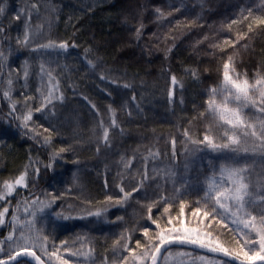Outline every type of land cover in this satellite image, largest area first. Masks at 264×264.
I'll return each instance as SVG.
<instances>
[{
	"label": "rangeland",
	"instance_id": "rangeland-1",
	"mask_svg": "<svg viewBox=\"0 0 264 264\" xmlns=\"http://www.w3.org/2000/svg\"><path fill=\"white\" fill-rule=\"evenodd\" d=\"M106 1L107 0H49L40 7L39 12H29L31 15V36L28 45L24 46L17 43V38L22 40L25 35L24 16L22 15L20 20L15 19L17 12L20 11L19 0H0V6L7 3L6 14L0 17V26L3 28L4 26H8L6 17L11 18L10 28H12L8 32L5 49L6 55L9 49H11V55L6 62L3 61V64L8 72H12L11 79L14 82L12 85V97L14 102L17 103V113L21 115L28 109H32L33 121L30 122V127L36 128L38 132H43L44 128H49L50 130L54 129L57 142L53 143L52 140L50 145L44 144L49 149V154H51L54 149L58 150L61 147L68 148L71 145L70 150L63 153L62 158L57 160L55 172H53L49 186L40 194L41 200L45 199V193L56 191L57 194H62V199L57 201L59 206L56 207V211H60L61 208H63L66 214L70 211L73 215L82 214L86 211H94L102 207L101 202L105 201L106 196L112 195L116 197L122 195L119 193V187L117 186L121 180L128 190H130L133 185H138L141 179L138 173L141 172L144 167L142 163L143 158L149 157L146 163L150 179L146 180V187L140 192L135 193L134 198L129 200L126 207H113L106 214V217H88L84 220L75 219L70 221H55L50 218L47 223L38 214L36 227L49 236L50 250L52 241H54L56 247L59 248L61 241L64 240L69 242V246L72 247L73 250L80 249L82 252L87 251L89 244L94 249L91 259H86L83 256L69 257L68 254L61 249L60 254L70 259L71 264H93V261L94 264H104L105 256L108 257L109 264H113V262L119 264L118 258L113 256L112 246L113 241L118 238L120 233L132 230L133 239L130 247H135L136 239H141L143 243L142 232L144 227L149 228L153 233L157 231L155 225L147 219V209L143 207L146 204L152 203L153 200L161 201V206L159 208H154L152 213L153 218L159 219L161 224L165 222L166 216L168 215L165 214V217L161 218L163 207L167 206L163 204V197H168L173 204L170 209L171 216H180V219L189 224V226H195L197 220L200 219L194 218L192 215L196 207H203L202 200L204 194L199 200L201 202L199 205L197 203L192 205L185 204L184 213L181 215L179 212V204L174 202L173 182L171 179L166 178L165 175V171L171 168L174 163L172 160V140L175 139L176 141V160L182 165L185 147H192L190 144H186V138L184 136L185 130H187L193 138H202L207 127L205 119H202L201 122L204 123L198 127L196 126L193 128L191 123L184 126L182 119L187 112L188 103L185 98L188 94L184 93L185 87L183 84L180 82L177 83L175 95L173 97L170 95L172 92V85L166 90L136 81L133 77L123 74L116 69L105 67L101 60L96 58L92 52L87 54V59L97 64L95 70H91L87 65L85 52H79L76 47H70L67 51L55 47L51 49H42L35 53L30 51L31 48H36L41 44H47L49 41L55 44L60 43V41L51 37L50 27L54 24V21H56V16L59 14L62 5H68L75 10L84 12ZM161 1L166 4L167 0ZM182 1L183 0H176L174 4L177 9H179L178 13L180 16L189 9ZM186 1L190 6L193 5L191 0ZM211 2L212 5L216 3L215 0ZM220 2L225 6H228L231 2L235 6L236 2L238 3L239 0H220ZM239 6L242 8L236 6L231 16L237 12H240V14L246 12L245 3L241 2ZM248 7H250L247 11L249 13V11H252V6ZM222 10L225 9H221V11ZM186 18V15H182L179 20L175 21L174 25H181L183 23L191 25L195 23L192 22L195 19L190 17L191 20H189V18ZM226 18L227 15L225 19ZM203 20L205 21L207 18L203 17ZM41 25L42 27H40ZM25 60H27L30 65L27 88L22 87L24 84L23 65ZM41 61L44 62L46 69L51 70L53 77L59 80L56 95L63 92L65 97L63 103L55 101V117L49 114V109H51L52 105H49V108L45 109L43 112L35 111L36 108L41 107V97L38 91L40 87L38 73ZM17 69H20L19 75H17ZM101 74L106 75L108 79L101 80ZM260 76H264V74ZM6 79H9L8 73ZM47 79L48 77L45 76V85L47 84ZM250 82L254 83L255 81ZM125 83L131 85V87L124 88L123 85ZM109 93H111V95H109ZM26 96L34 97V99L26 101ZM84 97H87V100L84 99ZM133 97H135V99H133ZM89 101H91V104L96 105L99 112L91 107ZM165 102L173 104L174 108L180 114L178 115V121L180 123L178 129L181 136H175L174 138L167 137L165 140L163 138L161 142L160 137H151L145 134L141 129L142 125L149 124V120L146 119L148 116L144 111L149 110L148 114H151L155 118L156 114L154 113L157 112ZM109 105L116 110L117 124L122 127L124 131L123 134H121L118 128H113L110 134L112 147L105 148L101 144V151L97 153L96 141L98 137L95 132L101 119L104 121L105 125L110 122L111 112L109 111ZM129 112L131 115H129ZM247 115L253 118H260V113L257 111L256 107H249L247 109ZM160 120H162V118ZM169 122L170 119L168 118L157 124L167 126L166 124ZM44 135H47V133H44ZM39 137L43 138V136H37V138ZM201 147H203V145H201ZM157 152L159 155H153ZM133 155L136 156V159L133 161L130 174L117 177L118 171L121 173L124 172L123 165L120 163L121 156L130 160ZM200 156L205 165L204 171L208 175H211V172L207 168V161L209 159H211L213 164L217 167L226 162L224 158L220 157V154L213 153L210 149H206ZM74 160H78L79 164L73 163ZM247 162L254 163L257 170H259L262 163L258 155L255 157L250 156ZM217 175H219L218 172ZM74 176L76 177V182L73 180ZM106 180L108 181L107 186L105 185ZM176 187L178 188L179 184H177ZM68 189H71V191H68ZM0 190H3V184L0 185ZM15 194L8 197L7 201H0V210H2L3 207H9V212L5 217V223L0 225V240H4L12 231L13 215H18L22 220L24 219L22 217L23 214L21 215L20 213L23 212L25 201H19L15 205L14 202L18 199V196H15ZM89 201L91 203H89ZM18 204L20 205L19 212H17L16 208ZM68 205H72V208L69 209ZM117 216H123V221L115 223L108 222L116 221ZM177 226H179V224H177ZM2 232H4L5 235H2ZM233 235L232 232L224 229L220 238L225 241L228 246L235 247ZM78 237L80 239H77ZM81 242L84 243L83 248H81ZM169 251H171L173 255L167 258V264H192L193 260L196 261V264H200L199 257L201 256H206L209 259H220L181 248L170 249ZM167 253L168 251L163 256L167 257ZM181 253H187L188 255H181ZM7 254L8 245L6 243L4 245V251L0 252V259H6ZM45 259L47 258L45 257ZM52 264H56L54 258ZM160 264H165V261H160ZM228 264L232 263L228 262Z\"/></svg>",
	"mask_w": 264,
	"mask_h": 264
},
{
	"label": "snow or ice",
	"instance_id": "snow-or-ice-1",
	"mask_svg": "<svg viewBox=\"0 0 264 264\" xmlns=\"http://www.w3.org/2000/svg\"><path fill=\"white\" fill-rule=\"evenodd\" d=\"M39 7L37 4L31 5V8L37 11ZM6 10L7 3H4L0 6V17L6 14ZM156 12L159 17L164 16V12L161 9L157 8ZM22 15L25 18V35L22 40L17 38V43L27 46L31 36V15L27 8H23L17 12L15 19L20 20ZM249 16H251V13H249ZM255 23L257 25H264V16L256 17ZM142 31L143 24L141 23L140 27L136 29L137 38H140ZM252 31L253 28L250 24L249 32L251 33ZM5 32L6 30L0 26V48H2L3 41L8 39ZM247 39V35L237 36L235 42L225 41L224 43L230 44L235 52L236 44L241 40ZM54 47L67 51L70 47L75 48L77 45L70 44L68 41H63L59 44L49 41L47 44L31 48L30 51L35 53L42 49ZM214 47L219 46L214 45ZM242 47H247V45H242ZM168 51L170 52L171 49ZM221 51L225 52L226 50L221 49ZM89 52H91L90 47L85 49V60L89 68L95 70L97 64L87 59ZM10 55L11 49H9L7 55L3 50H0V61L6 62ZM16 72L19 75L20 69H17ZM29 74L30 65L25 60L23 65V88L28 87ZM191 74L193 76L197 75L194 70L191 71ZM0 75L3 74L0 73ZM38 75L40 78L38 91L41 97V107L36 108L35 111L43 112L49 108V105H52L51 109H49V114L55 117V101L63 103L65 99L63 92L56 95L59 80L53 77L51 70L46 69L43 61L39 64ZM8 76V89L3 92V96L11 100L12 85L14 83L11 79V71L8 72ZM45 76L48 77L46 85L44 82ZM100 79L106 80L108 77L101 74ZM177 83V77L172 75V92L170 95L173 97ZM123 87L129 88L131 85L125 83ZM32 99L34 97H25L26 101ZM84 99L87 100V97H84ZM89 103L91 104V101ZM91 107L99 112L95 104H91ZM249 107H256L260 113V118L249 117L247 115ZM109 111L111 112L110 122L105 125L101 119L95 132L98 137L96 141L97 153L101 151V144L105 148L112 147L110 134L113 128H118L121 134L124 131L117 124L116 110L111 105H109ZM16 112L17 103L13 102L10 105L8 115L19 122L18 127H22L27 130V133H31L30 138L36 139L37 136H43V143L45 145L52 143L54 129L44 128L43 132H38L36 128L30 127V122L33 121L32 109H28L19 116L14 115ZM129 115H131L130 112ZM200 116L204 117L207 124L204 135L202 138H193L185 130L186 144H190L192 147H185L182 165L176 160V141L173 139L172 160L174 163L171 168L165 171L166 178L171 179L173 182V196L182 195L181 190L194 188L197 186V183H202V191L204 192L203 207H196L192 213L194 218L200 219L197 220L195 226H189V224L180 219V216H171L170 209L173 204L168 197H163V204L167 206L163 207L161 218H164L165 214L168 215L165 222L161 224L159 219H154L152 215L153 209L161 206V201L153 200L152 203L146 204L143 207H146L147 219L155 225L157 231L153 233L149 228L144 227L142 232L143 243L141 239H136L135 247H130L133 239L132 230L120 233L118 238L113 241L112 246L113 256L118 258L119 264H130V261L131 264H160L162 260L167 264V258L172 257L173 253L168 251L167 257H164L162 250L167 251L173 245L196 246L214 254L231 257L232 261H238L239 264H253L257 259L264 261V76L258 75L254 83L250 82L246 73L241 74L236 71L234 58L232 55H228L227 62L223 65L222 83L218 87L214 86L209 89L206 109L203 113H200ZM9 124H11V120H9ZM44 133H47V135H44ZM70 148L71 145L68 148L61 147L58 150L54 149L47 163H43L42 161H37L36 163L38 165L42 164L44 169H52L55 172L57 160L61 159L62 154L68 152ZM206 149L220 154V157L226 161L217 167L209 159L207 161V168L211 172V175H208L204 171L205 165L200 156ZM153 155H159V153L157 152ZM257 155L262 162L259 170H257L254 163L247 162L250 156L255 157ZM135 159V155L130 160L121 156L120 163L123 165L124 172L118 171L117 177L130 174ZM148 159L149 157L143 158L142 163L144 167L138 173L141 176L138 185H133L128 190L121 180L117 186L119 187V193L122 195L116 197L112 195L106 196L105 201L101 202L102 207L94 211H86L77 215H73L70 211L66 214L63 208L60 211H56V207L59 206L57 201L62 199V194H57L56 191L45 193L44 200H41L39 196H36L31 201L26 199L23 207L25 219L22 220L18 215H13L12 231L4 240H0V252L4 251L6 243L8 245L7 259H0V264H52L53 258L56 264H71L70 259L60 254L61 249L69 257L83 256L86 259H91L94 249L90 244L87 251L82 252L80 249L73 250L67 240L61 241L59 248L52 241L50 250L49 236L36 227L38 214L47 223L50 218L55 221H70L75 219L84 220L88 217H106V214L113 207H126L129 200L134 198V194L144 189L146 187V180L150 179L146 163ZM73 163L79 164V161L74 160ZM32 164L33 161L30 157L29 165L25 166L21 174L11 180L2 182L3 190H0V201H7L8 197L13 196L18 188L27 189L29 187L28 168ZM217 172L219 175H217ZM40 173L41 168L39 166L33 167V180H39L41 178ZM73 180L76 182L75 176ZM107 184L108 181L106 180L105 185L107 186ZM177 184H179V189L176 187ZM68 191H71V189H68ZM89 203L91 202L89 201ZM200 203V201H197L198 205ZM185 207L186 205L181 199L179 204L181 215L184 213ZM16 208L17 212H19L20 205L18 204ZM68 208L71 209L72 205H68ZM8 212L9 207H3L0 210V225L5 223V217ZM123 219V216H117L116 221L108 222L115 223L123 221ZM224 229L234 234L235 247L228 246L225 241L221 240L220 237ZM77 239L80 238L78 237ZM83 247L84 243L81 242V248ZM181 255L188 254L181 253ZM199 261L200 264H228L226 260L209 259L206 256L199 257ZM104 264H109L107 256L104 257ZM192 264H196V261L193 260Z\"/></svg>",
	"mask_w": 264,
	"mask_h": 264
},
{
	"label": "trees",
	"instance_id": "trees-1",
	"mask_svg": "<svg viewBox=\"0 0 264 264\" xmlns=\"http://www.w3.org/2000/svg\"><path fill=\"white\" fill-rule=\"evenodd\" d=\"M48 1L19 0L20 10L27 8L29 12L34 13L37 10L31 8L32 4L41 7ZM211 1L191 0V6L186 0L182 1L189 7L182 15H186L189 20L190 17L195 19L192 21L195 23L191 25H174L182 16L174 5L176 0H167L166 4L161 0H107L84 12L62 5L56 21L50 27V35L60 42L76 44V48L82 53L90 47L92 54L100 59L105 67L116 69L141 83L168 90L171 87V76L175 75L178 82L185 87L184 93L188 94L185 98L188 107L182 119L183 124L185 126L191 123L195 128L204 123L201 122L204 117H201L200 113L206 109L209 89L222 83L223 65L227 62L228 55L233 56L236 71L246 73L250 81H255L258 75L264 74V25L255 23L256 17L264 16V0H239L235 6L231 2L225 6L220 0H215V5H212ZM240 1L246 4V12H237L231 16L235 7H240ZM248 6H252V11H249L251 16L247 12L250 9ZM157 8L164 12L163 17L158 16ZM203 17L207 20L204 21ZM6 19L8 26H4V29L5 35L8 36L12 28L11 18ZM141 23L143 31L140 38H137L136 29ZM250 24L253 28L251 33ZM244 35H247L248 39L236 44L235 52L230 44L224 43L235 42L237 36ZM6 41H3L0 48L4 52ZM245 44L247 47H242ZM221 49L226 51L222 52ZM193 70L196 71V76L191 74ZM0 73L3 74L0 75V185L3 181L21 174L25 166L29 165L30 157L33 161L32 166L28 168L29 187L17 189L15 196H18V199L14 202L16 205L19 201H31L36 196L40 197L41 192L49 186L53 171L36 163H47L49 160V149L44 145L43 138H30L31 133L18 127L19 122L8 115L14 99L12 93L11 100L3 96V92L8 89V71L3 61H0ZM148 111L144 112L148 116L146 119L149 124L142 125L141 129L145 134L160 137L161 142L163 138L165 140L167 137L181 136L178 129L180 114L173 104L165 102L154 113L155 118L148 114ZM14 115L19 116L17 112ZM168 118L170 122L167 126L157 124ZM52 140L53 143L57 142L55 134ZM35 166L41 168L39 180H33L32 177V169ZM181 191L182 195L174 196V202L178 204L182 199L185 204L192 205L204 194L202 184L198 183L194 188ZM20 214H23L25 219L24 212ZM2 235L5 233L2 232Z\"/></svg>",
	"mask_w": 264,
	"mask_h": 264
},
{
	"label": "water",
	"instance_id": "water-1",
	"mask_svg": "<svg viewBox=\"0 0 264 264\" xmlns=\"http://www.w3.org/2000/svg\"><path fill=\"white\" fill-rule=\"evenodd\" d=\"M175 248H182V249H187V250H191V251H196V252H199V253H202V254H206V255H209V256H213V257H217V258H220V259H223V260H226L232 264H239L238 261H232V258L231 257H224L222 254H214V253H211V252H208L206 249H200L196 246H189V245H184V246H181V245H173L171 246L170 248L167 249V251H169L170 249H175ZM167 251H164L162 250V253L163 255L167 252ZM7 259V258H6ZM21 259H24V258H21ZM27 259H31V258H27ZM253 264H264V261H261V260H256L255 262H253Z\"/></svg>",
	"mask_w": 264,
	"mask_h": 264
}]
</instances>
